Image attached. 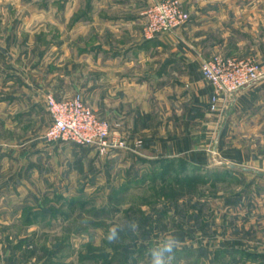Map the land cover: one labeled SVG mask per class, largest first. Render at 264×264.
I'll list each match as a JSON object with an SVG mask.
<instances>
[{
  "label": "crops",
  "instance_id": "obj_1",
  "mask_svg": "<svg viewBox=\"0 0 264 264\" xmlns=\"http://www.w3.org/2000/svg\"><path fill=\"white\" fill-rule=\"evenodd\" d=\"M80 1L76 6L65 1L66 32L46 49L47 55L62 59L60 75L54 74L53 65L45 75L61 79L62 89H52L55 97L81 92L101 118L121 124L118 135L128 143L131 156L183 158L190 171L227 186L215 196L224 206L225 233L209 252L221 251L229 259L232 255L228 264H264V235L257 226L244 225L252 219L264 222V79L221 96L218 108L211 110L213 90L201 73L202 63L214 55L254 56L264 62V0H180L188 22L153 38L145 37L144 13L157 0H85L83 6ZM39 87L0 100L19 103L12 114L15 124L23 119L38 123L42 110L46 119L45 100L38 96L47 89ZM49 123L50 115L43 134L32 139L37 149L23 152L27 168L43 165L45 177L53 170L55 148L44 139ZM80 151L83 157L90 152ZM12 154L1 152L0 159L22 157ZM21 182L14 180V186ZM26 205L30 203L23 199L17 220L22 221ZM257 206L260 214L252 217ZM31 218L27 214L24 222ZM21 241L7 246V264H37L26 244L18 245Z\"/></svg>",
  "mask_w": 264,
  "mask_h": 264
},
{
  "label": "rangeland",
  "instance_id": "obj_2",
  "mask_svg": "<svg viewBox=\"0 0 264 264\" xmlns=\"http://www.w3.org/2000/svg\"><path fill=\"white\" fill-rule=\"evenodd\" d=\"M65 1L0 0V100L21 91L31 94L34 90L31 87L36 85L47 89L43 96H38L40 100H45L48 94L55 95L53 88L62 89L58 87L60 78L45 75L50 65L54 74L62 72L61 56L47 55L46 49L50 43L60 42L57 40L66 32ZM77 1L70 0V4ZM84 3L85 0L80 1L82 6ZM17 106V102L0 101V153L22 154L14 161L0 159V264L8 263L7 246L19 238L37 264H42L48 256L45 250L58 244L63 247L51 257L50 264H93L84 258L88 253L104 249L112 254L115 248L128 249L124 264H148V249L162 233L169 231L179 238L181 245L174 264L231 261L232 255L229 259L221 251L209 252L221 243L225 233L224 206L215 196H221L227 186L215 180L195 179L202 173L190 171L180 163L141 160V156L135 158L127 149L96 153L93 147L72 142L48 144L49 148H55L53 170L45 177L40 172L43 165L27 168L28 157L23 152L29 154L37 149L38 142L32 139L43 134L49 115L45 113L46 119L43 118L42 110L38 113V123L23 119L15 124L12 114L19 109ZM119 118L124 120L126 116L121 114ZM102 119L117 122L108 117ZM118 128H122L120 123ZM137 142L136 146L140 147L141 143L137 145ZM81 148L90 152L83 157ZM19 167L21 172L17 171ZM18 179L22 182L16 188L14 180ZM187 191H191L190 195ZM179 194L186 198L174 200ZM23 199L30 205L22 210L21 221L17 220V214ZM255 210L252 217L260 214L261 207ZM27 214L32 218L25 222L32 226L21 228L19 224L25 223ZM115 216L135 221L138 234H123L117 243H109L106 234ZM85 218L87 225L81 222ZM251 221H245L244 225L261 228L257 231L263 236L264 222ZM106 258L96 260L103 262Z\"/></svg>",
  "mask_w": 264,
  "mask_h": 264
},
{
  "label": "built area",
  "instance_id": "obj_3",
  "mask_svg": "<svg viewBox=\"0 0 264 264\" xmlns=\"http://www.w3.org/2000/svg\"><path fill=\"white\" fill-rule=\"evenodd\" d=\"M144 15L146 38L170 33L189 20L180 0H158L148 6ZM201 73L213 90L210 109L216 110L221 96L232 95L263 80L264 62L254 56L214 55L202 63ZM45 101L50 115V123L44 133L46 142H72L93 147L102 154L128 148L126 140L118 135L119 123L97 116L81 92L64 98L48 94ZM140 143L138 141L137 145Z\"/></svg>",
  "mask_w": 264,
  "mask_h": 264
},
{
  "label": "clouds",
  "instance_id": "obj_4",
  "mask_svg": "<svg viewBox=\"0 0 264 264\" xmlns=\"http://www.w3.org/2000/svg\"><path fill=\"white\" fill-rule=\"evenodd\" d=\"M81 222L87 225V218ZM138 229V224L132 219L115 216L111 220L106 239L109 243H117L123 234H138ZM180 246V240L173 232L162 233L148 249V264H174Z\"/></svg>",
  "mask_w": 264,
  "mask_h": 264
},
{
  "label": "trees",
  "instance_id": "obj_5",
  "mask_svg": "<svg viewBox=\"0 0 264 264\" xmlns=\"http://www.w3.org/2000/svg\"><path fill=\"white\" fill-rule=\"evenodd\" d=\"M156 162L158 163H180L182 166L184 165V167L186 166L187 169L190 170L189 165L190 163L183 158H158L155 159ZM195 179H205L207 180L204 176H196ZM192 191V190H191ZM191 191H187V193L190 195ZM188 195V196H189ZM174 196V195H173ZM180 198H186L185 196H183L182 194L176 195L175 197H173L174 200H178ZM23 241L19 242L18 245H20ZM63 245L62 244H58L56 245L55 248L50 249V250H45L44 252H46L48 254V256L42 261V264H50L51 263V257H53V255L56 252L61 251ZM128 249L124 248V249H114V252L111 253H107L104 249L103 250H97V252H90L88 253L84 258L85 260H91L93 261V264H124L125 262H127V255H124V253H127ZM106 257V260H104L103 262H97L98 260L96 259H101L102 257ZM43 256H41L42 258ZM40 259V258H38ZM72 264V263H70Z\"/></svg>",
  "mask_w": 264,
  "mask_h": 264
}]
</instances>
